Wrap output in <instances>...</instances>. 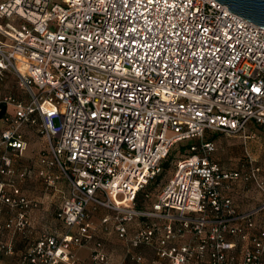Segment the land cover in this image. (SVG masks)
<instances>
[{
    "label": "built area",
    "instance_id": "1",
    "mask_svg": "<svg viewBox=\"0 0 264 264\" xmlns=\"http://www.w3.org/2000/svg\"><path fill=\"white\" fill-rule=\"evenodd\" d=\"M6 74L27 101L0 96V204L27 224L30 201L2 180L27 125L47 143L39 175L51 184L57 167L68 184L56 213L65 232L40 236L18 264H77L75 247L112 264L97 238L111 231L127 253L146 245L165 264H264L259 169L251 160L245 172L223 167L204 139L264 129L263 27L215 0H0V81ZM182 142L169 181L139 206ZM249 182L262 200L239 214L226 192Z\"/></svg>",
    "mask_w": 264,
    "mask_h": 264
},
{
    "label": "rangeland",
    "instance_id": "2",
    "mask_svg": "<svg viewBox=\"0 0 264 264\" xmlns=\"http://www.w3.org/2000/svg\"><path fill=\"white\" fill-rule=\"evenodd\" d=\"M12 95L27 101L22 91L16 84L12 74H6L0 81V96ZM0 120V128L4 127ZM24 137L26 147L21 153L10 155L11 171L4 175V183H13L20 192L30 201L26 214L27 224L17 227V216L19 209L11 210L6 205L0 204V224L4 226L9 221L11 227L0 229V264H17L22 253L26 252L31 245L42 235L51 234L61 236L65 232L62 223L57 219L56 213L62 197L67 193L68 184L60 170L53 167L50 170L52 178L57 176L51 184L48 180L39 175L43 166L40 159L47 155V143L45 138L37 131L36 126H24ZM174 133L168 131L167 137ZM204 139H210L215 143L216 150L211 157L223 167L246 171L249 161L259 169V175L264 179V129L259 127L249 128L242 135H228L224 133H207ZM176 144L170 151L162 165L161 172L156 178L140 193L138 205L149 208L157 194L172 176L173 166L177 159L183 157L184 150ZM6 189L9 187L6 185ZM258 189L253 184H248L245 190ZM7 193L8 190H7ZM9 236L17 238L16 245H6Z\"/></svg>",
    "mask_w": 264,
    "mask_h": 264
},
{
    "label": "crops",
    "instance_id": "3",
    "mask_svg": "<svg viewBox=\"0 0 264 264\" xmlns=\"http://www.w3.org/2000/svg\"><path fill=\"white\" fill-rule=\"evenodd\" d=\"M219 163V162H218ZM220 164V163H219ZM237 170V169H236ZM248 170V169H247ZM246 170V171H247ZM241 171V170H240ZM244 172V171H242ZM261 181L264 183V179L260 177ZM248 184H253L252 182L249 183H236L233 184L232 187L227 190V195L230 196L233 205L239 214L246 213L256 207L262 200V195L259 190H245V187ZM254 185V184H253ZM255 186V185H254ZM106 214L105 210L99 209L93 215V222L95 225L99 224L100 218ZM135 224L129 226V232L132 233ZM261 226V219L260 217L254 218V228L250 230V233H254L259 229ZM97 238L104 242V248L108 255V259L112 264H136L132 260V254L140 253L142 255L145 264H165L164 261H160L154 255L153 249L146 245H141L137 249H131L129 253L126 252V246L120 239L117 237L114 231L110 233H102L99 232ZM188 239V236L184 237V239L180 240L179 243H184ZM17 238L14 236H9L6 239V245H16ZM242 243H240V246ZM32 246V245H31ZM239 249L235 250V255L238 256ZM16 252L20 251L21 255L22 250L15 249ZM20 255V256H21ZM73 255L74 259L77 261V264H94L89 257V250L85 247H75L73 248ZM18 264V263H17Z\"/></svg>",
    "mask_w": 264,
    "mask_h": 264
},
{
    "label": "water",
    "instance_id": "4",
    "mask_svg": "<svg viewBox=\"0 0 264 264\" xmlns=\"http://www.w3.org/2000/svg\"><path fill=\"white\" fill-rule=\"evenodd\" d=\"M232 13L264 28V0H215Z\"/></svg>",
    "mask_w": 264,
    "mask_h": 264
},
{
    "label": "trees",
    "instance_id": "5",
    "mask_svg": "<svg viewBox=\"0 0 264 264\" xmlns=\"http://www.w3.org/2000/svg\"><path fill=\"white\" fill-rule=\"evenodd\" d=\"M3 111H4V107H2V109H1V111H0V118L2 117V115H3ZM180 149L183 151V150H185L187 147H188V144L187 143H185V142H182V143H180ZM169 155V154H168ZM168 157V156H167ZM166 157V158H167ZM165 161V160H164ZM163 161V162H164ZM162 165H163V163H162Z\"/></svg>",
    "mask_w": 264,
    "mask_h": 264
}]
</instances>
